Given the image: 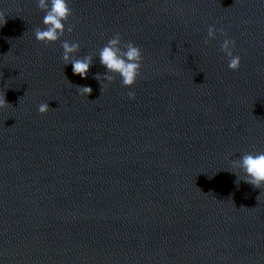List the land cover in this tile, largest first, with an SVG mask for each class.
<instances>
[{"label": "water", "instance_id": "95a60500", "mask_svg": "<svg viewBox=\"0 0 264 264\" xmlns=\"http://www.w3.org/2000/svg\"><path fill=\"white\" fill-rule=\"evenodd\" d=\"M68 3L73 31L43 44L37 0H0V264H264V188L231 165L264 152V0ZM117 33L140 75L101 90Z\"/></svg>", "mask_w": 264, "mask_h": 264}, {"label": "clouds", "instance_id": "9594fccd", "mask_svg": "<svg viewBox=\"0 0 264 264\" xmlns=\"http://www.w3.org/2000/svg\"><path fill=\"white\" fill-rule=\"evenodd\" d=\"M37 7L45 12L43 17L44 28H36L34 36L37 41L43 44H52L60 40L65 31L71 33L73 31L72 25L66 29L65 25L72 15V10L69 7L68 0H37ZM217 29L214 26L208 28V39L216 38ZM223 35V29H220ZM207 43V41H205ZM235 46V41L225 39L221 46V51L228 57V67L237 71L241 65V58L233 54L232 49ZM62 60L66 65L71 64L74 75L81 78H87L90 66L93 64L91 55L83 58L73 59V54L80 49L78 43H70L64 40L61 45ZM143 55L140 47L132 42L122 45L121 36L119 33L110 38L107 44L99 51V62L106 69L105 74L97 73L95 79L101 81L106 80L111 83L114 76L108 73H115L121 77V83L124 87H132L140 75ZM107 84H102L101 90L106 88ZM78 93L82 96H88L92 93V88L88 86H77ZM129 98H134L135 93L129 92ZM9 105L5 96L0 99V108H5ZM48 103L39 105L38 111L45 114L49 110ZM233 168L239 169L243 174L237 175V181L243 180L245 183L253 186L255 189L264 188V152H249L241 156L238 160L231 162Z\"/></svg>", "mask_w": 264, "mask_h": 264}]
</instances>
